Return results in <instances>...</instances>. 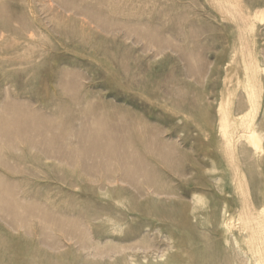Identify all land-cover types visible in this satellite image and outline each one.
<instances>
[{
	"label": "rangeland",
	"instance_id": "rangeland-1",
	"mask_svg": "<svg viewBox=\"0 0 264 264\" xmlns=\"http://www.w3.org/2000/svg\"><path fill=\"white\" fill-rule=\"evenodd\" d=\"M233 1L245 13L252 14L257 9H264V0ZM33 2L40 17L44 19L49 4L53 2ZM116 2L119 13L115 16L107 15L120 20L116 32L109 28L103 31L91 22L83 38L77 31L71 41L56 34L50 37L38 36L35 37L38 41L36 47L17 54L1 48L4 44H10L12 37H6L0 46V104L5 108L0 109V119L8 115V112L11 113L0 120V126L3 127H0V264H109L105 260H94L91 263L86 261L87 251L81 247L80 238H70L72 225L68 224L84 207L99 205L95 193L73 187L78 180L76 176L80 164L91 163L83 155L81 158L78 151L84 148L81 137L87 134L88 122L93 119L125 121L129 122L128 127L132 126V122H138L141 123L139 127L143 134L150 129H164L167 132L165 137L170 138L169 142L175 143L188 157L192 155L190 147L194 146L198 136L195 144L201 143L218 165L224 163L216 131L217 109L227 92L235 91L236 95H241L242 83L238 81L244 79V73L240 63L241 35L236 24L239 23L238 19L222 15L216 0ZM13 5L9 4V8ZM15 5L14 8L19 10L20 5ZM252 35L255 40L252 50L264 68V24L257 23ZM252 35L248 36L250 40ZM3 57L9 61L4 62ZM232 57L235 62H232ZM17 60H23V64L17 65ZM30 60L36 62L30 63ZM262 78L264 84V71ZM8 102H11V107ZM1 105L0 108H3ZM22 106L31 114L22 110ZM237 106L239 110L245 108L244 104ZM28 117L32 124L27 121ZM204 117H207L208 123L203 121ZM261 118L264 120V95L263 107L258 114V119ZM33 120L39 122H36L38 126ZM15 122H26L27 125L24 128L23 124L20 126ZM55 123L59 129L55 128ZM67 124L70 126L67 127ZM7 125L12 127L7 128ZM66 131L70 133V146L74 147L68 145L63 148L64 145L58 144L62 139L60 135ZM3 132L9 133L5 135ZM102 133L105 134V131ZM116 133L114 130L110 136L107 135L109 137L106 140V134H99V140L107 142ZM101 136L105 137L102 139ZM23 137L36 143H33V147L22 143L19 140ZM184 137L188 144L182 143ZM10 138L14 141L11 142ZM39 141H43V146ZM9 146L17 150L10 151ZM22 149L24 151L20 152ZM76 153L79 155H75L77 158L72 155ZM39 157L43 158L41 162H37ZM61 159H70L74 163H63ZM80 159H85V162ZM203 162L206 166L210 165L209 160ZM15 170L18 173L15 174ZM248 178L250 184L258 179L255 168H251ZM203 193L209 199L214 190L206 188ZM231 197L230 214L236 223L239 204L234 192ZM14 198L16 201L19 199L17 203ZM9 202L13 205L10 206ZM257 205L258 208L264 207L261 202ZM13 212L17 214L14 216ZM203 221L204 224L194 225L193 228L171 226L169 230L164 229V234L174 231L172 247L168 246L167 239H156L154 244L158 250L152 257H160L163 250L165 257H179L180 262H215L217 253L224 247L220 229L213 221L206 220L204 215ZM233 232L237 235L236 228ZM80 233L79 229L77 234L80 236ZM107 242L113 246L119 245L117 240L108 239Z\"/></svg>",
	"mask_w": 264,
	"mask_h": 264
},
{
	"label": "bare ground",
	"instance_id": "bare-ground-1",
	"mask_svg": "<svg viewBox=\"0 0 264 264\" xmlns=\"http://www.w3.org/2000/svg\"><path fill=\"white\" fill-rule=\"evenodd\" d=\"M33 1L0 0V46L6 37L13 38L10 44H4L1 48L10 49L11 52L17 54L23 50L25 52V49L36 47L38 41L35 37L38 36L50 37V35L56 34L65 40L70 39L71 41L76 31L80 32L83 38L91 22L103 31L106 30L105 28H109L114 29L113 32H116L120 25V20L116 17H107L109 14L115 16L119 13L117 0H49L53 4H49L44 19L40 17ZM9 4L14 5L9 8ZM15 4L20 5L19 10L14 8L16 7ZM216 6L222 15L237 18L239 21L236 24L241 35L240 63L244 73V79L238 81V83H242L241 95H236L235 91L227 92L224 99L218 103L216 131L224 163L218 165L215 158L209 156L207 149L203 148L201 143L195 144L198 141V136L197 140H194V146L190 147L192 155L188 157L187 153L181 151L175 143L169 142L170 138L165 137L167 132L164 129H150L146 133L148 136H146L145 133L143 134L140 131L139 125L141 123L138 122H132V126L128 127L130 126L128 125L129 122L125 121L89 120L90 125L87 134L81 137L84 148L82 147L81 151L78 152L81 153L80 157L83 155L91 163L83 164L79 162L82 163L76 176L79 181L77 180L73 187L95 193L98 196L99 205L92 204L84 207L81 213H78L76 217L73 216L74 220L70 221L71 224L68 223L70 226L72 225L70 238H80L82 241L81 247L87 251L82 252H86L87 257L85 258L89 263L94 260L100 262L105 260L109 264H192L191 262H180L179 257H165L166 253L163 250L160 257H152L158 250L154 241L161 238L167 239L168 246L171 248L175 237L174 231L164 234V229L169 230L171 226L193 228L194 225H202L204 224V215L206 220L213 221L215 226L220 229L224 246L217 253L216 261L211 262V264H264V207L258 208L257 205L259 202L264 203V120L263 118L258 119V114L263 107L264 84L262 72L264 68L252 50V45L255 43L252 34L257 23L264 24V9H257L252 14L245 13L233 0H216ZM180 28L181 26L178 29ZM181 35L185 36L183 32H181ZM250 35H252L251 40L248 38ZM225 39H227V36ZM2 59L4 62L9 61L5 57ZM22 61L17 60L16 64L21 65L23 64ZM29 62L36 61L30 60ZM232 62H235L234 57H232ZM4 95L7 97V94ZM3 99L5 100V98ZM1 102H3L2 99ZM11 102H8L10 107ZM237 104H244L245 108L239 110ZM4 106L6 107L7 104ZM24 107L22 110H26ZM33 112L37 113L35 110ZM2 113L4 114V111ZM19 113L21 114V111ZM9 114L11 113L8 112ZM206 120L207 117H204L203 121L208 123V120ZM27 121H30V118ZM26 122L24 123L27 125ZM30 122L32 124V121ZM36 122L34 121V123ZM25 124L22 126L24 127ZM55 125L57 124L55 123ZM85 125H87V121ZM69 126L67 124V127ZM10 127L12 126L10 125ZM10 127L7 125V128ZM55 128L59 129V125ZM73 128L75 129V127ZM118 128H120V131H117ZM114 130L117 133L113 137L111 136L109 141L99 140V134L102 131H105L107 136L110 133L112 134ZM78 131L80 132V130ZM3 133L7 135L9 132ZM68 133L66 131L60 135L62 139L59 138L61 142L59 141L58 144L64 145L63 148L70 146V133ZM109 136L103 137L106 140ZM20 139L19 141L27 143L31 147H33V143H36L32 139H24V137ZM186 140V137H184L182 143L188 144ZM12 141L14 140L11 139ZM75 143L72 142V144ZM41 144L43 146V141ZM58 144L54 145L57 146ZM9 147L11 148L10 151L12 149L17 150L14 146ZM22 151L24 150L22 149L20 152ZM71 153L69 151L70 155ZM72 155L79 156L78 153ZM74 156L71 157L75 161L77 157L74 158ZM85 159H80V161L85 162ZM42 160L43 158H37V162ZM204 160H209L210 165L206 166ZM61 161L63 163H74L70 159L68 161L61 159ZM79 163L75 164L79 165ZM252 167L257 171L258 179L250 184L248 175ZM19 170H21L20 167ZM16 183L15 185H18ZM12 187H14V184ZM206 188L214 190L209 199L203 193ZM232 191L236 195L239 204L236 223L230 214L233 200L231 197ZM11 194L9 195L11 196ZM6 197L8 196L6 195ZM13 204L11 203L10 206ZM10 206L8 205V207ZM43 209H41L42 213H44ZM16 214L14 213V216ZM58 219L60 220V218ZM59 220L57 221L59 222ZM235 228L237 235L233 232ZM79 229L81 230L80 236L77 234ZM108 239L117 240L119 245L113 246V244L107 242ZM105 243H107V248L104 246Z\"/></svg>",
	"mask_w": 264,
	"mask_h": 264
}]
</instances>
